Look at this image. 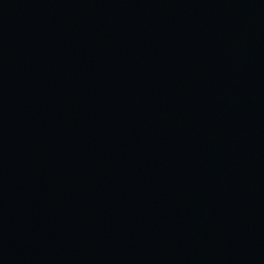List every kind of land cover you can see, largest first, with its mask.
Instances as JSON below:
<instances>
[{"label":"water","instance_id":"obj_1","mask_svg":"<svg viewBox=\"0 0 264 264\" xmlns=\"http://www.w3.org/2000/svg\"><path fill=\"white\" fill-rule=\"evenodd\" d=\"M0 264H264V0H0Z\"/></svg>","mask_w":264,"mask_h":264}]
</instances>
